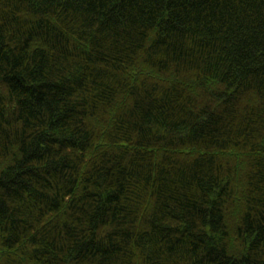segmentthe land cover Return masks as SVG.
<instances>
[{"label":"trees","instance_id":"trees-1","mask_svg":"<svg viewBox=\"0 0 264 264\" xmlns=\"http://www.w3.org/2000/svg\"><path fill=\"white\" fill-rule=\"evenodd\" d=\"M0 264H264V0H0Z\"/></svg>","mask_w":264,"mask_h":264}]
</instances>
